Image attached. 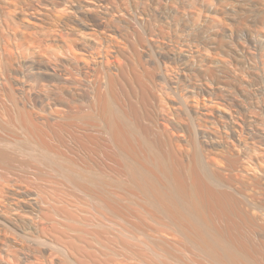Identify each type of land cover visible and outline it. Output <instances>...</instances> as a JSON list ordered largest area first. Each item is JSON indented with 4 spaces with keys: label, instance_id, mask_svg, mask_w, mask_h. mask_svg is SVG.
Segmentation results:
<instances>
[{
    "label": "bare ground",
    "instance_id": "6f19581e",
    "mask_svg": "<svg viewBox=\"0 0 264 264\" xmlns=\"http://www.w3.org/2000/svg\"><path fill=\"white\" fill-rule=\"evenodd\" d=\"M0 183V264H264V0H0Z\"/></svg>",
    "mask_w": 264,
    "mask_h": 264
},
{
    "label": "rangeland",
    "instance_id": "374dc122",
    "mask_svg": "<svg viewBox=\"0 0 264 264\" xmlns=\"http://www.w3.org/2000/svg\"><path fill=\"white\" fill-rule=\"evenodd\" d=\"M53 21H51V22H49L50 24H54V23H52ZM18 176H16V177H13L14 179H16ZM20 178V177H19ZM18 178V179H19ZM22 181L24 180V179H22V178H20ZM19 179V180H20ZM36 180V181H35ZM17 182H18V180H17ZM21 182V181H20ZM19 182V183H20ZM38 182V183H37ZM44 182V183H43ZM2 183V182H1ZM0 183V186L2 187V186H6L7 187V185H5V183L4 184H1ZM23 183H24V186H28L27 188L28 189H30L31 191L33 190V192L35 191H38V193L41 191L40 190V188L42 189L43 188V184H45V185H47V187H44V190H46V188L48 189V190H46V191H48V192H46V193H49V194H51L52 195V192H51V190L53 189L54 191L56 190L57 191V189H58V186L57 185H55L54 183H51L50 182V180L49 181H47V180H45V181H41L40 179H38V177H36L35 175H32V177H31V181H23ZM37 183V184H36ZM39 183H42V185L41 184H39ZM22 184V183H21ZM44 185V186H45ZM50 185H52V186H50ZM34 186V187H33ZM55 186H57V187H55ZM49 187V188H48ZM53 187V188H52ZM52 188V189H51ZM57 188V189H56ZM37 189V190H36ZM49 189H51L50 190V192H49ZM53 191V192H54ZM34 192V193H35ZM55 193V192H54ZM54 193H53V195H54ZM52 195V196H53ZM50 198V197H49ZM52 199V198H51ZM53 200V199H52ZM260 235V234H259Z\"/></svg>",
    "mask_w": 264,
    "mask_h": 264
}]
</instances>
